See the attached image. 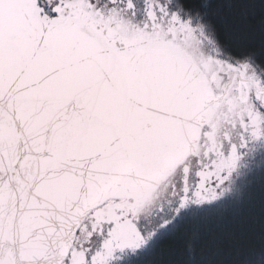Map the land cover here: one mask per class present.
I'll return each mask as SVG.
<instances>
[{
  "label": "snow or ice",
  "instance_id": "6c2138e0",
  "mask_svg": "<svg viewBox=\"0 0 264 264\" xmlns=\"http://www.w3.org/2000/svg\"><path fill=\"white\" fill-rule=\"evenodd\" d=\"M0 264H264V0H0Z\"/></svg>",
  "mask_w": 264,
  "mask_h": 264
}]
</instances>
